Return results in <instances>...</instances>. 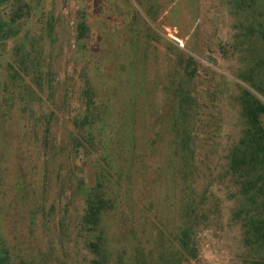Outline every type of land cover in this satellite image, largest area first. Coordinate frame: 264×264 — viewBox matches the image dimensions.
I'll use <instances>...</instances> for the list:
<instances>
[{"label": "rangeland", "instance_id": "1", "mask_svg": "<svg viewBox=\"0 0 264 264\" xmlns=\"http://www.w3.org/2000/svg\"><path fill=\"white\" fill-rule=\"evenodd\" d=\"M0 256L264 264V0H0Z\"/></svg>", "mask_w": 264, "mask_h": 264}, {"label": "built area", "instance_id": "2", "mask_svg": "<svg viewBox=\"0 0 264 264\" xmlns=\"http://www.w3.org/2000/svg\"><path fill=\"white\" fill-rule=\"evenodd\" d=\"M161 31L163 32H161V34L164 36V38H167L168 40L173 41L181 46V40L176 36V31L173 27L170 28L167 26H162Z\"/></svg>", "mask_w": 264, "mask_h": 264}, {"label": "trees", "instance_id": "3", "mask_svg": "<svg viewBox=\"0 0 264 264\" xmlns=\"http://www.w3.org/2000/svg\"><path fill=\"white\" fill-rule=\"evenodd\" d=\"M0 263H1V256H0Z\"/></svg>", "mask_w": 264, "mask_h": 264}]
</instances>
